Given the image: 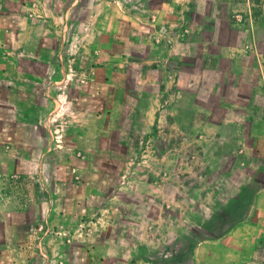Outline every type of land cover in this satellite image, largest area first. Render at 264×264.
Wrapping results in <instances>:
<instances>
[{"label":"rangeland","instance_id":"1","mask_svg":"<svg viewBox=\"0 0 264 264\" xmlns=\"http://www.w3.org/2000/svg\"><path fill=\"white\" fill-rule=\"evenodd\" d=\"M122 1L0 0V264H201L208 251L260 264L255 217L244 194L230 198L260 176L244 165L260 153L214 134L228 109L194 105L181 129L139 117L132 70L105 98L88 90L106 39L98 10Z\"/></svg>","mask_w":264,"mask_h":264},{"label":"crops","instance_id":"2","mask_svg":"<svg viewBox=\"0 0 264 264\" xmlns=\"http://www.w3.org/2000/svg\"><path fill=\"white\" fill-rule=\"evenodd\" d=\"M118 6L122 13L102 6L98 10L104 26L103 31L94 30L106 39L98 44L102 62L84 67L91 73L88 90L93 94L96 88L105 98L104 90L126 82L132 70L139 117L179 122L181 129L182 111L202 110L194 105L227 108L221 122L212 124L214 134L240 136L246 155L260 153L258 164L244 162L260 176L250 172L243 188L230 198L244 194V213L257 222L264 264V14H251V0H132ZM236 12L240 23L230 18ZM39 27L44 29V24ZM188 43H195L191 52ZM204 89L221 93L205 99ZM102 115L96 112V117ZM39 209V204L28 205L25 213L38 216ZM205 254L211 258H199L201 264H224L220 253Z\"/></svg>","mask_w":264,"mask_h":264},{"label":"built area","instance_id":"3","mask_svg":"<svg viewBox=\"0 0 264 264\" xmlns=\"http://www.w3.org/2000/svg\"><path fill=\"white\" fill-rule=\"evenodd\" d=\"M234 18H235V21H238V22H239L240 19H241L240 15H235Z\"/></svg>","mask_w":264,"mask_h":264}]
</instances>
